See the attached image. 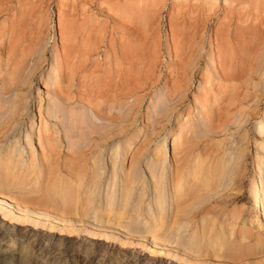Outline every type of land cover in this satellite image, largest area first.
Wrapping results in <instances>:
<instances>
[{
    "label": "rangeland",
    "instance_id": "rangeland-1",
    "mask_svg": "<svg viewBox=\"0 0 264 264\" xmlns=\"http://www.w3.org/2000/svg\"><path fill=\"white\" fill-rule=\"evenodd\" d=\"M195 46L202 60L191 76L181 59ZM248 70L262 74L250 116L214 134ZM263 72L264 0H0V123L16 109L0 150L16 144L22 165L33 151L41 159L38 130L46 140L52 124L59 189L92 201L64 204L46 173L11 179L19 187L9 189L1 177L0 199L21 209L0 203V264H264L254 193L264 171ZM215 138L224 144L211 152ZM190 148L239 168L176 198L172 173ZM94 160V181L79 183L74 172L92 174Z\"/></svg>",
    "mask_w": 264,
    "mask_h": 264
},
{
    "label": "bare ground",
    "instance_id": "bare-ground-1",
    "mask_svg": "<svg viewBox=\"0 0 264 264\" xmlns=\"http://www.w3.org/2000/svg\"><path fill=\"white\" fill-rule=\"evenodd\" d=\"M197 48H198V46H195V50L190 51L189 54L184 53V52L182 53V56H184V58L181 59L182 65L183 66H191V68H192L190 71L191 76L194 75L195 70L199 69V65H200L201 60H202L201 56H198L199 52L197 51ZM232 56H233V54H232ZM260 62H262V61H260ZM259 65H261V63ZM186 71H187V69H186ZM256 72H257L256 70H255V72H253L252 70H248L247 74L245 75V77H246L245 81L246 82H241L242 79H240V85H241L240 87L243 88V90H241V92L239 94L235 93L236 94L235 96H232L233 94L232 95L230 94L233 98H231V103L229 102L230 104L229 103L228 104L230 106H233V108H229V107H228V109H227V107L225 108L227 110H229V109H231V110H229L230 113H229V111L227 112V113H229V115H226V120L224 123L217 124L214 122V124H211L212 130L214 129L213 130L214 134L218 133L217 130H219V129H222L224 134H226V132L230 131V128L235 123V120H237L236 117L238 118V116H240V117L250 116V109H251V105H250L251 103L250 102L256 100V98L258 99V97H259L258 90L260 87L259 86L260 83L258 84L257 80L259 79V77L262 76V74L260 75L259 73H256ZM260 73H262V72H260ZM241 75H240V78H243ZM237 76L238 75L235 74L234 79ZM263 77H264V75H263ZM257 88H258V90H257ZM238 91H240V90H238ZM229 93H231V92H229ZM231 96H228L227 99H229V97H231ZM24 99L26 100V98H24ZM11 100H14V99L12 98V99L8 100V103H11ZM30 101H31V99H29V102ZM257 101H259V100H257ZM195 103H198V102H195ZM253 107H255L254 109H256L255 105ZM14 108H15V106H13L12 109H9V111H8L10 113L11 117L7 118L4 122L0 123V144L1 145H2L3 139L8 135L9 136L12 135V133L14 131V124H15L14 122H16V121L12 122L13 121L12 116L16 112V109L14 110ZM192 108L193 107L191 106L189 109L188 117L191 114ZM247 109L249 112L246 111ZM253 112L255 113L256 111H253ZM57 113L59 115L60 112L57 111ZM42 114H43V104H41L40 109H39V117H42ZM251 114H253V113H251ZM44 124L47 127L49 126V122H47V121ZM50 125H51V127L46 132V136H48L46 138V140H44V137H42L43 132H44V129L42 128V124L38 130L39 147L41 145V147L43 148L42 157H41V159L39 158V160L33 159V157H34V151H33L32 153H30V158H31L30 161L27 164L22 165L20 160H21V157H23V153L21 154L22 151H20V148H18L16 146V144L14 146H11L10 144L7 146L6 145L3 146V149L0 150V187H2L3 183L5 182L1 179V177L5 178V180L7 181V182H5L7 185L6 187L10 186V187H8V189H9V188L19 187L18 184L14 185L13 183H11L10 182L11 179L17 178V179H24V181H25L26 179H28L33 174H35V176H37L36 173H38V174L39 173H41V174L46 173L47 177H49L50 180H52V185L59 192L58 195H60L62 197V202L64 204H69V201L74 202L75 204H79V203H81L80 202V199H81L82 203L84 205V208L87 209L90 206V203L92 202L88 195H83L84 193L82 195L80 193L77 195V193H76V195L74 196V195L70 194V190L68 191V189L64 192L61 189H59V185L62 184V180L60 179L58 169L54 168V166L56 165V164H54L55 163L54 161L56 160V155H59V153H56L57 152L56 146H57L58 138H60V135H59V129L56 127H53L52 124H50ZM260 125L261 126H259V128L257 130H259V136H262L264 138V117H263V120H262ZM32 131H33V128H31V132ZM49 136H51L53 138H50ZM31 137H32V134L30 133V135L27 136V146H28V141L31 140ZM218 140L216 138L212 139V141H211L212 142L211 152L215 151L217 148H219V150H220V145L224 144V142L218 141ZM177 141H178L177 137L173 138L172 144H175ZM131 144H132V142L131 143L129 142L127 149H126V152L131 148ZM170 145H171V143L168 140V138H165L164 143L161 145V149L167 148ZM261 145H260L261 147L259 146L260 151H262L264 149V143ZM55 150H56V152H55ZM202 154H203V152L195 155V149L194 148L187 149L185 158L180 159V161H182L183 165L182 164L180 165V161H179V163L178 162L176 163L177 169H176L175 174L172 173V178H171L173 192H174V195L176 196V198H178L182 195H185V194H187V195L193 194L194 196H199V193L201 190H203V188L206 189L207 187H209L211 185L217 186L218 184L223 183L226 180V176L232 175L236 171V169L239 168V162L237 164L233 163L234 165L229 166L230 162L233 160H231V159L230 160L229 159L224 160V158L220 160V158H221L220 154L217 152H215L213 154L215 158L211 159L210 161L209 160H202L201 159ZM225 154H223V156ZM70 155H72V153H70ZM70 155H69V157H70ZM79 156H80V154L73 153V160H75V161H76V159L78 160ZM60 159L62 160V158H60ZM70 159H71V157H70ZM79 160H81V159H79ZM67 161L68 160L64 161V163L65 162L67 163ZM75 161L73 162L71 160L72 163H75ZM71 162H70V164H72ZM64 163H63V165H64ZM66 163L64 166H65V168H68L67 171L71 170L68 167L70 165L68 163L67 164ZM92 163H93V165L89 168L90 170H92V174L90 173V174H88V176L86 174L87 173L86 171L85 172L79 171V173H77V171H75L76 169L74 170L75 172L73 171L75 174L78 175V182L79 183H82L87 178L89 179L90 183L92 181H94V179L96 177L95 176V172H96L95 166L97 164H100V162L97 160H94ZM160 163L161 162H160L159 158L155 159L154 163L151 161L150 169L153 173H155L156 170H158L157 166L160 165ZM65 168H63V170ZM263 168H264V153H263V155L260 154L259 164H258L259 171L262 170ZM80 169H82L81 166H80ZM68 172H70V171H68ZM73 172L71 171V173H73ZM118 172H120V170H118L116 167H114V178L115 179L118 178ZM263 172L264 171H261V173H260V176L262 179L260 185L255 186V188H254L255 200H256L255 205H256V208L258 210H261L264 207V204H263V202H264V173ZM155 175H158V174L156 173ZM129 176H131V174H128V175L123 174V180L127 181L125 179H127ZM158 177L160 179L159 184H162V182L164 180V175L163 176L160 175ZM19 183L22 184V182H19ZM131 183L132 182L127 181V182H124L123 185L128 186ZM203 192L201 193V195L203 194ZM113 195L114 194L111 193V196L108 197L109 206L113 205V203H112ZM194 196H192V197H194ZM196 198H198V197H196ZM0 203L6 204L10 207H14L16 209H21L20 207L16 206L14 202H12L8 199L1 198ZM156 222H157V220H156Z\"/></svg>",
    "mask_w": 264,
    "mask_h": 264
}]
</instances>
